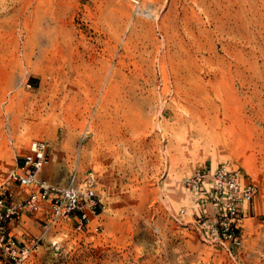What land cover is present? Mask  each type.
I'll return each mask as SVG.
<instances>
[{
    "label": "rangeland",
    "instance_id": "1",
    "mask_svg": "<svg viewBox=\"0 0 264 264\" xmlns=\"http://www.w3.org/2000/svg\"><path fill=\"white\" fill-rule=\"evenodd\" d=\"M34 139L49 180L94 171L100 226L24 213L38 227L12 233L42 240L22 264H264V0H0V193L14 202L30 187L9 171ZM222 164L258 186L235 257L185 185Z\"/></svg>",
    "mask_w": 264,
    "mask_h": 264
},
{
    "label": "built area",
    "instance_id": "2",
    "mask_svg": "<svg viewBox=\"0 0 264 264\" xmlns=\"http://www.w3.org/2000/svg\"><path fill=\"white\" fill-rule=\"evenodd\" d=\"M51 157L49 142L34 139L9 171L11 180L29 186L30 191L17 202L0 193V264H22L40 248L41 234L19 239L11 231L10 224L23 213L42 212L46 228L65 222L72 223L79 231L100 226L93 218L99 214L97 207L101 202L94 171L88 169L81 176L75 165L67 183L59 184L42 175ZM185 185L204 195L213 205L214 219L203 220L201 226L235 257L243 242L239 223L243 205L253 199L258 186L254 182H242L237 171L223 164L196 170L185 180Z\"/></svg>",
    "mask_w": 264,
    "mask_h": 264
},
{
    "label": "crops",
    "instance_id": "3",
    "mask_svg": "<svg viewBox=\"0 0 264 264\" xmlns=\"http://www.w3.org/2000/svg\"><path fill=\"white\" fill-rule=\"evenodd\" d=\"M24 213L19 217V220H15L14 222H12L10 224L11 227V231H17V232H31V230L33 229V227H38L39 222H34L30 219H27L28 216L24 217ZM22 234V233H21ZM22 236H24L22 234Z\"/></svg>",
    "mask_w": 264,
    "mask_h": 264
},
{
    "label": "bare ground",
    "instance_id": "4",
    "mask_svg": "<svg viewBox=\"0 0 264 264\" xmlns=\"http://www.w3.org/2000/svg\"><path fill=\"white\" fill-rule=\"evenodd\" d=\"M263 245V244H262ZM258 248V247H257ZM129 253V252H128ZM134 255V254H133ZM130 258V257H129ZM136 260V259H135ZM128 261V260H127ZM133 262V261H132ZM137 264V263H136Z\"/></svg>",
    "mask_w": 264,
    "mask_h": 264
}]
</instances>
